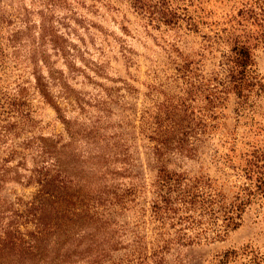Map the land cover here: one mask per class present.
<instances>
[{"label":"rangeland","instance_id":"374dc122","mask_svg":"<svg viewBox=\"0 0 264 264\" xmlns=\"http://www.w3.org/2000/svg\"><path fill=\"white\" fill-rule=\"evenodd\" d=\"M236 43L245 97L223 88ZM172 126L189 141L160 156ZM162 166L212 211L159 222ZM43 169L133 190L109 209V264H264V0H0V206L24 210Z\"/></svg>","mask_w":264,"mask_h":264},{"label":"trees","instance_id":"16d2710c","mask_svg":"<svg viewBox=\"0 0 264 264\" xmlns=\"http://www.w3.org/2000/svg\"><path fill=\"white\" fill-rule=\"evenodd\" d=\"M164 21L170 22L167 18ZM231 55L227 58L228 79L223 88H232L239 96L245 97L257 83L250 48L236 43ZM170 132L172 137L164 140ZM157 135L160 149H163L160 156L169 151L172 144L179 150L189 141L187 133L180 132L179 127L172 126ZM98 169L94 172L100 171L103 179L105 168ZM158 172L156 184L159 191L157 200L152 201V211L159 222L164 223L178 215L179 204L186 206V214H179V221H187L189 226L194 222L187 214L190 208L198 206L205 208L207 213L212 211L209 209L212 201H208L196 185L188 187L186 176L164 166ZM50 174V170H41L38 194L24 210L14 209L12 205L0 206V264H109L111 256L105 250L113 242L110 243L105 239L109 237L105 236L108 227L114 225L109 209L122 208L129 201L126 197H134L133 190L119 192L117 187L107 184V180L102 186L101 177L99 179L94 174L89 179L80 178L79 184L66 176L54 178ZM110 250L115 252L116 249ZM132 255L137 264H143L149 258L147 255ZM155 256L156 251H153L151 258Z\"/></svg>","mask_w":264,"mask_h":264}]
</instances>
